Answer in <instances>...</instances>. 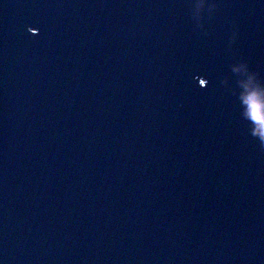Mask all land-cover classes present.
Masks as SVG:
<instances>
[{
  "label": "water",
  "instance_id": "water-1",
  "mask_svg": "<svg viewBox=\"0 0 264 264\" xmlns=\"http://www.w3.org/2000/svg\"><path fill=\"white\" fill-rule=\"evenodd\" d=\"M264 0H0V264H264Z\"/></svg>",
  "mask_w": 264,
  "mask_h": 264
},
{
  "label": "clouds",
  "instance_id": "clouds-1",
  "mask_svg": "<svg viewBox=\"0 0 264 264\" xmlns=\"http://www.w3.org/2000/svg\"><path fill=\"white\" fill-rule=\"evenodd\" d=\"M238 98L243 109L242 115L258 127V121L264 118V89L260 88L259 85L246 86L244 92ZM254 135L258 139L260 147L264 149V136Z\"/></svg>",
  "mask_w": 264,
  "mask_h": 264
}]
</instances>
